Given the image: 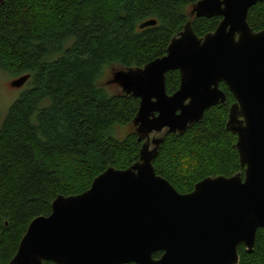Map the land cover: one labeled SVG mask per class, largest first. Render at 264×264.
Instances as JSON below:
<instances>
[{"label":"trees","instance_id":"obj_1","mask_svg":"<svg viewBox=\"0 0 264 264\" xmlns=\"http://www.w3.org/2000/svg\"><path fill=\"white\" fill-rule=\"evenodd\" d=\"M196 1H0V68L29 75L0 127V264L14 255L30 220L50 213L57 195L83 192L106 168L138 159L142 141L128 125L139 99L99 82L107 68L141 67L162 56L189 19L198 37L213 31L221 17H190ZM150 19L156 23L140 26ZM246 19L261 29L264 2L252 5ZM165 85L168 94L177 89V70L166 73ZM219 87L226 100L183 133H165L153 160L156 174L180 193L205 177L242 171L236 135L224 125L235 100L224 83ZM237 250L239 264H264V228L252 252L243 244Z\"/></svg>","mask_w":264,"mask_h":264},{"label":"water","instance_id":"obj_2","mask_svg":"<svg viewBox=\"0 0 264 264\" xmlns=\"http://www.w3.org/2000/svg\"><path fill=\"white\" fill-rule=\"evenodd\" d=\"M257 2L264 0H198L190 17L220 16L213 31L198 37L189 19L162 56L111 70L104 83L139 99L128 125L142 141L138 159L106 168L83 192L57 195L48 215L30 220L7 264H239L238 245L252 252L264 228V25L254 31L246 19ZM172 70L179 85L168 94ZM221 82L235 100L225 128L236 135L242 171L180 193L153 160L165 133H183L226 100Z\"/></svg>","mask_w":264,"mask_h":264},{"label":"rangeland","instance_id":"obj_3","mask_svg":"<svg viewBox=\"0 0 264 264\" xmlns=\"http://www.w3.org/2000/svg\"><path fill=\"white\" fill-rule=\"evenodd\" d=\"M112 69H113V67L107 68L106 72L104 73V75L101 79V81L99 82V84L102 85L103 87L105 86L110 93L115 92L117 90V88H112L111 86L106 85L104 82L110 76ZM15 78H18V77L16 75H13L10 72H7V71L0 68V127L2 125V122L5 118L11 104L21 95V93L26 88L29 87V84H27L26 81L20 87L12 86L11 81ZM227 119H228V112H227V116H226V120L224 122V125L226 124ZM161 135L162 134H160L159 136H161ZM152 136H154V135H152ZM152 136H151V138H152ZM155 136H158V135H155ZM183 162H185V163H183L184 165L181 166L182 176H184V174L188 173V172H185L186 171L185 164H187V160H184ZM195 180L196 179L190 180V183H192Z\"/></svg>","mask_w":264,"mask_h":264},{"label":"flooded vegetation","instance_id":"obj_4","mask_svg":"<svg viewBox=\"0 0 264 264\" xmlns=\"http://www.w3.org/2000/svg\"><path fill=\"white\" fill-rule=\"evenodd\" d=\"M152 135H150V137H151Z\"/></svg>","mask_w":264,"mask_h":264}]
</instances>
